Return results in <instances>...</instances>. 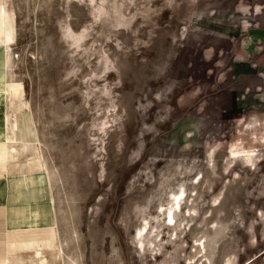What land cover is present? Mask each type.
<instances>
[{
    "label": "rangeland",
    "instance_id": "rangeland-1",
    "mask_svg": "<svg viewBox=\"0 0 264 264\" xmlns=\"http://www.w3.org/2000/svg\"><path fill=\"white\" fill-rule=\"evenodd\" d=\"M254 2L0 0L67 264H264V136L219 116Z\"/></svg>",
    "mask_w": 264,
    "mask_h": 264
},
{
    "label": "crops",
    "instance_id": "crops-1",
    "mask_svg": "<svg viewBox=\"0 0 264 264\" xmlns=\"http://www.w3.org/2000/svg\"><path fill=\"white\" fill-rule=\"evenodd\" d=\"M253 7L246 21L254 27L246 34L237 29L234 37L240 39V47L228 65L227 83L221 89L224 102L219 116L228 121V130L237 125V136L251 132L264 136V0H255ZM13 29L14 21L7 23L5 13H1L0 264H53V251L45 241L55 237L63 250L64 241L59 234L52 185L44 175V162L32 130V114L24 89L17 85L23 84L8 82L4 58ZM226 35L231 37L228 31ZM37 250L39 254H35Z\"/></svg>",
    "mask_w": 264,
    "mask_h": 264
},
{
    "label": "bare ground",
    "instance_id": "bare-ground-1",
    "mask_svg": "<svg viewBox=\"0 0 264 264\" xmlns=\"http://www.w3.org/2000/svg\"><path fill=\"white\" fill-rule=\"evenodd\" d=\"M6 5V4H5ZM4 12H5V17H6V22L7 23H9L10 21H12V11L11 10H9L6 6L4 7ZM11 36V35H10ZM40 154V153H39ZM44 175H45V177H46V179L48 180V182H49V175L47 174V173H45L44 172ZM46 190V189H45ZM183 196H185V192H182L181 194L179 193V194H174L173 195V205L172 206H170L167 210H166V212H165V215H167V220L169 221V223H168V226L170 227V228H174L175 226H176V220H175V214H176V212L177 211H175V206H177L179 209H180V213L182 212V210H183V203H186L187 202V200H188V198H187V196L186 197H183ZM164 211V210H163ZM167 222V221H166ZM46 227V226H45ZM44 227V228H45ZM32 229V228H31ZM21 230V229H20ZM56 230V229H55ZM145 230V231H144ZM22 231V230H21ZM26 231V230H25ZM146 232L145 234H143L142 232ZM24 232V231H23ZM22 232V233H23ZM31 232V231H30ZM42 234V233H41ZM57 235V234H56ZM139 235H140V239H139V243H141V244H143L144 243V240L146 239V238H149V237H151L152 239L150 240V243H153V241L154 240H156V238H158V235H156L155 237L151 234V231L150 230H147V228L145 227L144 229H142L141 231H140V233H139ZM55 236V235H54ZM41 241H43V240H41ZM148 242H149V240H148ZM45 244L47 245V247L48 248H50L52 251H53V260H52V262H53V264L54 263H57V264H61L60 263V261L59 262H56L57 260H56V257L58 258V259H60L61 261H62V263H64V251H63V247H62V245H60L59 243H58V239L57 238H55V237H52L51 238V240H46L45 241ZM28 246L29 245H31V242H28V244H27ZM204 245H203V249H204ZM155 251V250H154ZM205 251V250H204ZM40 252L37 250L36 252H35V254H39ZM47 254L49 253L48 251L46 252ZM205 256V255H204ZM16 257V256H15ZM36 257H37V255H36ZM38 257H39V255H38ZM44 258V257H43ZM51 258V257H50ZM49 258V259H50ZM19 259V258H18ZM37 259H39V258H37ZM35 260V259H34ZM33 260V261H34ZM71 260V259H70ZM29 260H27V262H28ZM30 261H32L31 259H30ZM29 261V262H30ZM40 261L43 263V261L44 260H41L40 259ZM46 261H48V260H46ZM72 262H73V260H71ZM28 262V263H29ZM38 262H39V260H38ZM40 262V263H41ZM49 262H51V260L49 261ZM47 264V263H46Z\"/></svg>",
    "mask_w": 264,
    "mask_h": 264
}]
</instances>
